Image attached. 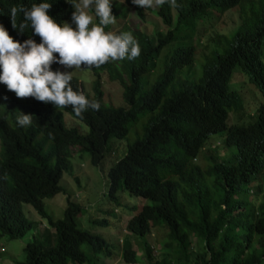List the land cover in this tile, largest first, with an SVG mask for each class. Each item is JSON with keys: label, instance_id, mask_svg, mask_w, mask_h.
<instances>
[{"label": "trees", "instance_id": "obj_1", "mask_svg": "<svg viewBox=\"0 0 264 264\" xmlns=\"http://www.w3.org/2000/svg\"><path fill=\"white\" fill-rule=\"evenodd\" d=\"M123 1L141 16L142 9L132 0ZM41 2L52 5L48 14L57 23L71 19L75 10L67 0H0V24L21 43L28 38L40 43L30 26L19 31L22 13L15 18L17 28L12 27L10 9ZM176 2L179 7L167 2L156 6L165 30H156L154 36L127 24L114 31L131 32L141 54L131 61L90 69L91 94L73 75V89L97 100L99 111L89 108L77 117L70 106L56 108L31 97L17 98L0 84V233L17 237L31 227L32 221L21 210L22 202L29 203L47 224L41 239L25 242L24 257L17 264L83 262L86 256L79 247L81 242L92 251L110 255L109 243L101 235L76 224L77 202L66 196L62 216L52 218L42 199L61 190L58 180L62 171L70 169L66 144L76 145L87 152L92 164H100L112 151L109 138L123 137L128 121L134 120L137 112L154 109L141 135L126 144L125 152L106 171L108 200L118 202L120 190L151 200L142 203L127 222L129 232L139 237L141 264H264V194L255 205L247 197L249 191L258 190L256 184L264 178V102L257 105L252 121L228 126L224 122L230 108L238 111L242 107L240 97L229 86L234 66L248 72L264 95V0ZM232 6H237L238 25L228 35H216L215 44L201 59L199 75L192 78L196 20L211 23L214 14ZM219 45L221 50L216 48ZM163 48L160 73L142 89L141 75L152 69ZM59 66L53 63L51 67L62 71ZM103 70L120 83L123 105L103 103L99 74ZM61 110L82 121L86 132L65 126ZM19 111L33 115L30 126L18 125ZM218 131H224V146H233L235 152L222 158L209 152V164L200 167L192 159L208 135ZM93 221L106 224L105 218ZM153 226L164 231L162 256L144 238ZM192 235L201 240L202 249L191 258ZM51 239L52 243L45 245ZM121 247L122 261H138L129 241Z\"/></svg>", "mask_w": 264, "mask_h": 264}, {"label": "rangeland", "instance_id": "obj_2", "mask_svg": "<svg viewBox=\"0 0 264 264\" xmlns=\"http://www.w3.org/2000/svg\"><path fill=\"white\" fill-rule=\"evenodd\" d=\"M111 5L115 8L113 15L116 17V22L108 25L105 29L106 31L114 32L123 24H127L131 28L143 29L152 36L155 35L156 30H165V26L155 13L156 6L141 8L142 14L139 16L136 10L123 0H111ZM69 7L73 8L72 4ZM236 10L237 6H232L222 12H218V14H214L216 17L211 20V23H205L202 18L196 20L199 25L198 29L195 28L193 34L195 43L194 58L190 66L192 78H196L199 75L201 59L215 44L216 35L219 33L228 35L238 25L239 19ZM88 11L94 17L93 22L99 23V18L95 17L94 9H89ZM64 22L72 23L71 19H67ZM72 26L75 27L74 24ZM198 30H200V33ZM262 46L261 59L264 61V37ZM216 48L221 50V45L216 46ZM164 51L165 49L163 48L154 58L152 69L141 75L142 89L152 83L160 73ZM113 63L117 65L118 61ZM62 69L64 71H72V74L81 82L83 90L88 94L92 93L91 81L93 74L91 70L87 68L65 69L63 66ZM99 74L103 103L123 105L120 83L115 79H110L106 70L100 71ZM123 78L125 79L124 75ZM144 80L146 82H143ZM229 86L234 88L236 94L240 97L242 107L238 111L233 110V108L228 110L224 120L225 125L246 124L252 121L255 118L257 105L264 102V95L260 93L255 83L249 79L248 72L241 70L238 66L232 68ZM151 111L137 112L135 119L128 121L127 130L123 137L109 138L108 143L111 144L112 151L106 154L100 164H92L89 161L87 152L79 149L76 145H65L64 151L67 153L70 169L69 171H62L58 180L61 190L55 192L52 196L44 197L42 199L43 206L52 218H60L65 207V198L68 196L70 200L77 202L80 206L79 213L75 217L76 224L82 229L101 235L109 243L111 251L110 255H104L102 252L92 251L86 242H81L79 247L86 256L85 260L80 263L68 260L67 264H128L122 261L121 257V244L124 241L130 242L135 256L138 258V261L132 264H141L140 260L143 258V250L139 237L129 232L127 222L142 203H151V200L129 194L126 190L118 191V202L108 200L105 195L108 184L106 171L125 152L126 144L131 142L137 135H141L143 125L149 116L155 113L153 111L156 110ZM61 116L65 126H75L79 132H86L87 126L78 118L63 110H61ZM223 134L224 131L209 134L204 141V146L192 161L196 162L200 167H206L209 164V152H213L221 158L229 156L230 152H235L233 146L227 148L224 146ZM255 184L256 182H252V185ZM256 185L258 190H251L247 195L253 205L257 204L263 197L264 178ZM20 207L24 216L32 221V225L21 236L8 237L5 233H0V264H17L18 261L22 260L24 257L22 247L25 242L35 238L41 239L42 228L47 225L45 218L41 217L29 203L22 202ZM100 218H105L106 224L93 221V219ZM163 237L164 231L159 226L150 227L149 231L144 235L146 242L160 256L165 251L163 244H161ZM140 238L143 239V236ZM190 241L192 258L202 249V242L194 235L190 237ZM51 243L52 239L50 242L49 240L45 241V245Z\"/></svg>", "mask_w": 264, "mask_h": 264}, {"label": "clouds", "instance_id": "obj_3", "mask_svg": "<svg viewBox=\"0 0 264 264\" xmlns=\"http://www.w3.org/2000/svg\"><path fill=\"white\" fill-rule=\"evenodd\" d=\"M67 2L75 9L71 14L72 23H57L48 14L52 5L47 2L10 9L12 27L17 28L15 18L17 13H22L24 19L19 31L30 26L33 34L40 37V43L32 38L21 43L0 24V84L6 85L17 98L31 97L56 108L70 106L80 117L89 108L99 111L101 105L97 100H89L82 91L74 90L72 71H64L62 66L65 69L100 68L109 62L134 60L140 56L141 49L131 32L117 34L105 30L116 22L111 0ZM166 2L171 7H179L176 0H132L140 8L158 7ZM89 9H94L99 23L93 22ZM53 63L59 64L62 71H53ZM32 117V114L19 111L16 121L18 125L28 127L32 124Z\"/></svg>", "mask_w": 264, "mask_h": 264}]
</instances>
